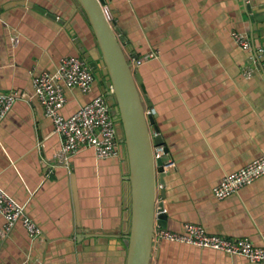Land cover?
<instances>
[{"label": "crops", "instance_id": "0c3cea01", "mask_svg": "<svg viewBox=\"0 0 264 264\" xmlns=\"http://www.w3.org/2000/svg\"><path fill=\"white\" fill-rule=\"evenodd\" d=\"M18 1L66 21L96 59L95 35L76 0H0V94L33 97L35 76L55 73L65 57H83L58 21L26 5L4 9ZM260 2H247L256 10L253 22L244 0H106L142 76L141 93L156 110L165 160L175 163L164 188L167 230L183 233L193 223L264 248V177L224 200L213 194L226 175L264 157V55L254 62L233 38L239 32L254 44L259 34L261 47L254 46L264 51V28L254 32ZM98 95V81L88 95L66 89L63 115ZM62 145L35 99L20 98L1 121L0 188L42 236L32 240L19 223L6 232L0 217V264H126L132 194L121 141L119 157L110 159L84 149L64 161ZM151 264L255 263L155 240Z\"/></svg>", "mask_w": 264, "mask_h": 264}, {"label": "built area", "instance_id": "2783aa9c", "mask_svg": "<svg viewBox=\"0 0 264 264\" xmlns=\"http://www.w3.org/2000/svg\"><path fill=\"white\" fill-rule=\"evenodd\" d=\"M233 38L241 49L251 53V59L254 62L264 55L263 50H256L257 48L248 35L234 32ZM251 73L252 71H248L247 75L250 76ZM96 82L93 70L83 57H65L60 61L55 73L45 72L34 77L33 97L20 96L18 93L0 94V123L20 98L27 101L35 99L43 108L45 115L52 120L54 133L63 139L62 158L64 161H69L84 149H93L98 159L119 157L118 125L114 120L110 101L105 95L94 97L82 105L71 117H65L62 113L67 104L66 89H78L88 95L92 92ZM147 114L155 115L156 110L148 108ZM154 157L155 160L160 158L165 160V147L155 146ZM174 166L173 160H165V171ZM262 177H264V157L233 174L226 175L215 187L213 194L217 199L224 200L237 195L243 187ZM0 217L6 221V232L19 223L32 240L42 236V230L37 223L1 188ZM154 239L244 257L255 264L264 263V248L257 247L249 239H230L210 234L202 226L193 223L185 224L183 233L158 226L154 231Z\"/></svg>", "mask_w": 264, "mask_h": 264}, {"label": "water", "instance_id": "95a60500", "mask_svg": "<svg viewBox=\"0 0 264 264\" xmlns=\"http://www.w3.org/2000/svg\"><path fill=\"white\" fill-rule=\"evenodd\" d=\"M76 1L95 35L96 59L86 50L71 26L46 9L28 1L11 2L5 5L4 9L26 5L66 26L83 58L93 70L96 80L101 84L102 94L109 99L112 106L119 138L128 161L127 180L131 183L132 204L130 230L126 235V264H151L155 228H166L168 220L163 203L167 176L164 169L165 160H155L154 157V147H165V141L160 134L156 115L147 114L149 106L140 90L143 84L142 76L139 69L135 71L129 61L120 29L106 13V0ZM260 1L262 0H256L258 4ZM247 11L253 22L258 21L256 10L251 4L247 3ZM261 21L254 28V32L258 28H264V14ZM259 38V34L253 33L257 48L261 47ZM165 151L168 152L167 148Z\"/></svg>", "mask_w": 264, "mask_h": 264}, {"label": "rangeland", "instance_id": "374dc122", "mask_svg": "<svg viewBox=\"0 0 264 264\" xmlns=\"http://www.w3.org/2000/svg\"><path fill=\"white\" fill-rule=\"evenodd\" d=\"M135 71L137 70L135 67H134Z\"/></svg>", "mask_w": 264, "mask_h": 264}]
</instances>
